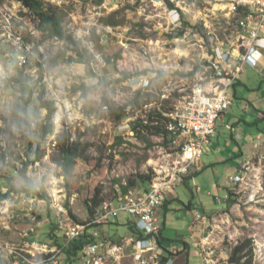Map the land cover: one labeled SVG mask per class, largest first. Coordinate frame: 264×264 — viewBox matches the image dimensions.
Returning a JSON list of instances; mask_svg holds the SVG:
<instances>
[{
    "label": "rangeland",
    "instance_id": "374dc122",
    "mask_svg": "<svg viewBox=\"0 0 264 264\" xmlns=\"http://www.w3.org/2000/svg\"><path fill=\"white\" fill-rule=\"evenodd\" d=\"M41 1L46 10L62 18L65 32L78 43L86 63L75 61L78 59L73 46L52 37L36 14L16 0H0V65L1 73L6 76L0 97L3 123L0 134H5L6 143L5 151L0 145L3 157L0 161V258L10 260L11 264H30L24 258H33L29 251L37 256L38 250L32 245L46 243L37 239L45 240L50 222L58 223L60 218H66L65 214L59 215L49 207L50 201L17 192L24 184L21 169L28 158L29 145L33 148L36 145L33 153L39 147L41 155L37 160L30 156L34 162L27 167L26 175L37 188L42 184L49 199L50 193L55 192L58 200L63 201L68 216V209H71L83 221L89 219L84 199L92 195L96 187L100 188L101 201L110 199L117 186L127 185L129 181L133 183L132 189H147L157 176L158 165L168 167V162L175 160L177 149L169 145L168 135L149 134L141 127L137 133L131 127L133 122L139 117L144 119L153 108L161 112L170 110L178 100L192 95L194 89L210 86L213 72L207 61L211 50L219 42H224L225 48L235 42L231 32L234 20L243 17V11H240L234 18L229 14V6L214 0ZM8 22L12 33L21 35L20 46L28 56L25 68L15 64L17 54L8 40ZM70 56L74 61L70 62ZM87 65L91 68L89 73ZM255 68H244L241 76L247 75V82L236 87L235 96L230 88L232 105L228 115L217 121V130L226 134L221 136H230L224 122L230 117L229 121H234V114L242 111L244 100L240 98V92L245 86L252 88L246 92L251 101L257 106L264 104L260 101L264 94V76ZM192 71L195 74L190 75ZM124 74L133 76L117 81ZM138 76L150 79L149 90L130 84L129 80ZM23 83L27 92L34 91L29 109L36 106L40 95L54 102L55 109L49 120L46 109H40L44 124L50 123L53 127L52 133L41 142L42 128L27 131L17 126L18 93L21 94ZM83 83L87 86L98 84L83 97L82 91H73V85ZM104 90L116 105H125L137 95L140 97L116 121L107 117L106 110L100 109ZM149 98L152 102L145 104ZM64 100L69 101L70 109L64 108L60 127H57L55 114ZM148 130L152 129L148 127ZM67 136H70L69 141L86 145L85 153L68 179L58 164L61 155L58 142H63ZM52 141H56L55 146L51 145ZM231 143L224 147L225 152L232 150ZM261 151L264 153V143ZM253 161L254 170L237 186L236 192L233 190L236 202L231 205H235V210L228 205L218 210L215 220L210 221L211 236L201 241L199 248L210 264H228L232 247L247 239L252 248L251 264H264V154ZM228 165L232 167L223 164L206 167L190 178L188 185L177 186L180 201L186 204L192 194L194 204L209 200V194L223 196L226 190L219 184H228L230 177L236 174L235 167ZM187 176H191L189 171L182 181ZM59 186L64 187L66 198L56 194ZM9 188L14 191L10 197L2 199L1 195ZM174 207L166 213L169 236L173 235L174 229L179 230L181 224L186 227L195 211L186 210L180 204ZM182 213H186L185 218ZM99 232L103 236L104 233ZM33 236L34 240L31 239ZM55 260L57 264H65L60 254L55 255ZM242 261L250 263L247 256Z\"/></svg>",
    "mask_w": 264,
    "mask_h": 264
},
{
    "label": "built area",
    "instance_id": "2783aa9c",
    "mask_svg": "<svg viewBox=\"0 0 264 264\" xmlns=\"http://www.w3.org/2000/svg\"><path fill=\"white\" fill-rule=\"evenodd\" d=\"M16 1L21 4L20 1ZM214 1L223 2L222 0ZM238 7L245 8V10H243L242 18L234 20L235 25L231 32L235 42L229 45L230 48H225L226 44L219 42L211 50L208 57V67L213 72L210 86L194 89L192 95L186 99L178 100L168 112L163 113L168 118L164 128L169 134V145L177 149L176 157L175 160L166 163L168 167L158 165L157 176L147 189L135 190L128 188L123 191L120 186H117L113 196L110 199L102 200L93 216L83 222H76L71 219L62 205L63 201L58 200L55 192H52V195L50 193V208L59 215H66V218L58 220V225L67 240L78 239L84 235L87 226L112 221L120 214L133 217L136 228L144 235H149L146 239L136 240L132 238L129 240L132 252H125V241L121 243L111 242L107 237H103L98 230L93 229L91 231L92 241L84 247L81 255L76 260V264L173 263V255L169 256L166 261H162L161 249L155 240L159 234L155 212L164 204L166 192L176 183L181 182L190 167L202 156L204 146L208 144L214 134L218 118L232 105L230 88L241 73L242 67L244 65L255 67L258 63L256 53L261 39L264 38V0H236V2H232L230 14H233L234 18L240 12L237 9ZM174 11L178 13L176 8ZM6 28H8V40L11 41L14 46L13 51L17 54L15 64L18 68H25L28 65V56L20 46L21 35L12 33L10 22H8ZM234 44L239 46L237 59L231 58ZM1 72L3 71H1L0 66V97L3 83L6 80L5 74ZM129 82L141 90H149L151 87L150 79L145 76H138L129 80ZM18 95L20 96V93ZM40 121H43V119H35L30 123L29 129L24 127L23 129L27 131L34 130L37 128L36 123ZM2 124L0 120V127H2ZM4 135L0 134V145L3 151L6 149ZM55 144L56 141H52L51 145L55 146ZM35 148L36 145H34V148L32 147V151H35ZM32 155L34 159L35 153L32 152L28 156L29 160L32 159L30 157ZM170 155L172 154L170 153ZM253 170L254 165L252 162L243 164L239 174L230 177L229 181L235 185L242 184L247 179L248 173ZM37 189L39 190V188ZM56 194L61 198H66L63 186L56 189ZM53 205H56V207ZM32 248L38 250L36 251L37 256L29 251L33 258H24L30 264H57L56 254L48 256L50 253L57 251L56 247L34 243ZM176 248L175 244L170 245L171 250ZM204 259L206 264H210V260L206 256Z\"/></svg>",
    "mask_w": 264,
    "mask_h": 264
},
{
    "label": "trees",
    "instance_id": "16d2710c",
    "mask_svg": "<svg viewBox=\"0 0 264 264\" xmlns=\"http://www.w3.org/2000/svg\"><path fill=\"white\" fill-rule=\"evenodd\" d=\"M21 2L22 6L24 8H27L31 12L37 15L39 18V21L42 26L46 28V30L50 33L52 37H56L59 40H62L66 43H69L73 46V50L77 56L78 60H75L77 62L86 63V60L82 58L81 51L78 47V43L74 41L71 34H67L62 26V18L55 16L50 10H46L43 6V1L41 0H18ZM72 1V0H70ZM172 7V6H171ZM178 10V8H176ZM238 11H243L245 8L238 7ZM70 62L74 61L73 58L70 56ZM87 72H91V68L89 65H87ZM190 75L195 74V71H192L189 73ZM131 74H124L122 79H117V81H124L128 78L132 77ZM100 82V81H99ZM96 83L93 86H87L85 83L81 85H73V91L76 92L78 90L82 91L81 96L86 97L87 93L92 91L97 87ZM20 99L18 102V127L29 129L30 123L34 121L35 119H40V109L45 108L47 111L46 118L49 120L51 117L52 112L55 109L54 102L45 100L43 95H40L37 97V104L33 109H29V102L32 97V94L34 91L30 90L27 92L26 86L21 84L20 86ZM29 95V96H28ZM151 96V95H150ZM140 95H137L134 100L131 103L125 104V105H116L112 98L108 95V93L104 90L102 92L101 100H100V109L106 110L107 117H111L116 121H119L125 114L126 109L128 106H132L134 103H137ZM150 100V101H148ZM145 104H148L152 102V99L149 98ZM162 102H166V100H163ZM164 112L159 111L156 108H153L152 111L145 115V118L139 117L137 121L133 122L132 129L135 130L137 133L140 132L139 127H141V130L147 131L149 134H165L168 135V131L163 128L165 125V121L168 120L167 117L164 116L163 113L168 112L169 110H163ZM153 114H155V119L153 118ZM37 128H42V137L43 139L48 134H51L53 131V127L50 123L44 124L43 121H40L39 123H36ZM148 127H150L152 130L149 131ZM65 138V137H64ZM70 136H67L63 142H58V146L60 148L61 155L58 158V164L62 167L65 178L68 179L70 175H72L75 166L78 163V160L82 158L83 154L86 150V145H81L78 141L73 140L69 141ZM32 153V145L30 144L28 147V150L26 151V156L28 157ZM41 151L38 147L37 152H35L34 160H37L40 158ZM3 159L2 155L0 154V161ZM34 160H29L28 158L23 163V167L21 169V173L23 176V187L21 190L17 192H26L29 195H34L36 197H39L41 199H46L49 201V198L42 186L40 185L39 190L36 187V183L30 179L26 175V169L27 167L34 162ZM23 170V171H22ZM192 176V175H191ZM190 177H185L184 182L188 185ZM132 182H128L127 185H122L121 189L123 191H126L128 189V186H132ZM14 191L13 188H9V191L1 195V198H8L10 197L11 193ZM233 190H228V196H227V205L230 207L231 204H234L236 201V198L233 197ZM100 188L96 187L94 189V193L84 199L86 212L89 214V218L93 216L95 213L97 207L100 205ZM49 205V204H48ZM50 207V206H49ZM50 211V209L48 208ZM69 210V216L76 222H83V220L78 217L77 215L72 213L71 209ZM50 226L48 227V230L46 231V237L45 240L42 238H38L37 240L42 242H46L43 244H46L50 247H56L57 253H50L48 256L60 254L63 256L64 261L67 264H76V260L81 255L84 247L92 241L91 231L99 226L100 224H91L87 226V230L85 231L84 235L79 237L78 239L74 240H67L65 238L64 233L60 230L58 223H55L54 221L50 222ZM129 232L130 237L140 240V239H146L149 237V235H144L141 233L135 225V222H129ZM34 236L31 238L34 240ZM156 242L158 243L160 249H161V256L162 261H166L169 256L179 254L183 252L185 249H187L188 244L181 242L180 244L176 242L177 248L175 250H171L170 246L164 243L162 239V232L159 229V234L155 238ZM248 248H250L248 250ZM247 249V250H246ZM251 246H250V240L247 239L245 241H241L234 245L231 249V253L228 258V264H251ZM246 250V251H245ZM247 256L250 263L243 262V258ZM10 260L6 258H0V264H11L9 262ZM44 264V263H40ZM52 264V263H49Z\"/></svg>",
    "mask_w": 264,
    "mask_h": 264
},
{
    "label": "crops",
    "instance_id": "0c3cea01",
    "mask_svg": "<svg viewBox=\"0 0 264 264\" xmlns=\"http://www.w3.org/2000/svg\"><path fill=\"white\" fill-rule=\"evenodd\" d=\"M222 1L223 2H215L221 4L225 3L227 6H229L230 14L232 2H236V0ZM256 58L258 63L255 66V70H258V72H261L264 76V38L260 41L256 53ZM78 65L81 66L80 64ZM248 67L249 66L247 65H244L242 67L241 73L231 86L234 96L236 95V87L239 85L242 86V84L247 82V75H244V77H242L241 75L245 71L244 68L246 69ZM73 68H75V65H73ZM251 89L252 88H248L247 86H245L243 91L240 92V98L244 100V105H242V111L240 112V114H234V121H229L231 120L230 117L226 122H224V127L230 132L229 137L221 136V134L223 133H220L217 130L216 122L214 134L211 136L208 144L204 146V150L201 156L202 159L200 157L196 161V163L193 164L189 169V174L192 175L191 178H193L195 174L206 167H214L215 165L219 164H223L226 167H232L228 165V163L235 167L236 174L238 175L239 170L243 164H246L248 162L254 163L253 160L255 158H258L259 156H262L264 154L262 151L260 152L262 144L264 143V104L257 106L256 102H253L249 99L246 92H249ZM260 101H264V94L262 95ZM225 115H228V110L222 113L219 118H222ZM234 133H236V135ZM243 138L248 139V141L242 142L241 140ZM230 141H232L231 145H233V147H230V149L232 150L230 152H225V146L229 145ZM203 155H205V159H203ZM236 174L234 176H236ZM182 184H186L184 180L182 182L176 183L170 190L166 192L165 202L156 210L155 217L157 219L159 229L162 232V239L166 245H176V242L179 244L181 242L188 244L187 249H185L183 252L173 255L172 264H206L203 257L204 253H202L201 249L199 248V246L201 247L202 244L201 241H205L206 239H208L207 236H211L209 234L210 229L212 228V226L210 225V221L212 222L215 220L218 210L224 209L225 206H227L226 198L228 196V190H237V186L239 184L235 185L230 181H228V184H219V186H222L226 190L223 196H220V194H209V200H199L197 204L193 203V194L191 196V199L186 204L180 201V196L176 192V188L177 186H180ZM197 189L198 187L196 188V190ZM195 202L197 201L195 200ZM179 204L186 210L195 209L194 215L191 216V219L186 227L184 224H181V227H179L180 229H172L173 235L169 236L166 233V225L168 223V221L166 220L168 214L166 213L167 211L174 209V206H177ZM234 206L231 205L230 209H234ZM212 207L213 210L211 209ZM163 213L164 217L162 218ZM185 214L186 213H182L183 218H185ZM129 222H134V218L127 214H120L116 219L100 224L94 229L103 232V236L107 237L111 242L121 243L122 241H125V252H132V247L129 241L132 239L129 232ZM202 249L205 250V247H203ZM65 264L67 263L65 262Z\"/></svg>",
    "mask_w": 264,
    "mask_h": 264
},
{
    "label": "bare ground",
    "instance_id": "6f19581e",
    "mask_svg": "<svg viewBox=\"0 0 264 264\" xmlns=\"http://www.w3.org/2000/svg\"><path fill=\"white\" fill-rule=\"evenodd\" d=\"M238 50H239L238 44H234L233 45V50H232V53H231V58L232 59H237V57H238ZM64 108L70 109V103H69V101L64 100L63 101V105L59 106V108H58L59 110H58L57 114H55L54 122H55V124H56L57 127H60V121H61V118L63 116ZM75 113H76V115H78L77 112H75Z\"/></svg>",
    "mask_w": 264,
    "mask_h": 264
}]
</instances>
